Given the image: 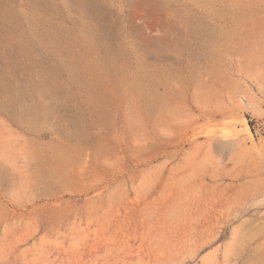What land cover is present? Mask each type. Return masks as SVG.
<instances>
[{
    "label": "rangeland",
    "instance_id": "374dc122",
    "mask_svg": "<svg viewBox=\"0 0 264 264\" xmlns=\"http://www.w3.org/2000/svg\"><path fill=\"white\" fill-rule=\"evenodd\" d=\"M0 264H264V0H0Z\"/></svg>",
    "mask_w": 264,
    "mask_h": 264
}]
</instances>
